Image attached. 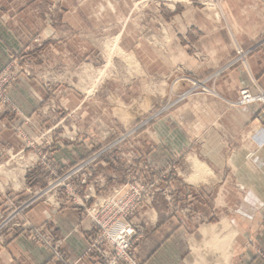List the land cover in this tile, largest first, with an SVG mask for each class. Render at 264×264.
I'll use <instances>...</instances> for the list:
<instances>
[{"label":"rangeland","instance_id":"rangeland-1","mask_svg":"<svg viewBox=\"0 0 264 264\" xmlns=\"http://www.w3.org/2000/svg\"><path fill=\"white\" fill-rule=\"evenodd\" d=\"M14 1L2 0L0 10L14 6ZM16 3V7L45 10L46 19L56 21L55 95L46 98L40 109L39 120L44 125L37 129L38 136L44 139L43 147H47L49 139L54 140L56 150L61 146L87 147L84 141L88 139L92 156L74 163L67 160L59 164L57 160L53 164L49 157L45 163L38 161L36 169L43 172L36 175L43 182L40 191H35L37 181L31 173L22 174L20 159H15L13 165L10 159L0 157V246L6 244L12 230L33 236V230L25 227L33 224L26 221L21 226L18 221L39 200L51 195L56 206L75 205L65 184L72 186L77 200L86 207L91 202L84 200L85 196L92 195L89 189L100 197L108 191L97 192L99 186L108 185L105 190H111L137 181L144 186L159 185L163 190L158 194L166 199L167 189L162 187L173 185L181 177L178 174L181 161L176 158L164 163L156 173L144 150L145 131L189 98L214 92L209 83L220 79L234 66H245L247 56L264 46V0H17ZM248 30L253 33L255 47L247 50L241 45L240 35ZM226 40L232 43L234 54L224 65H217L202 76L187 71L196 63L206 71L211 68L206 59L213 50L200 48L202 41L213 45ZM33 44L35 49L43 47L39 37L33 39ZM34 48L26 50L34 51ZM26 50L12 53L0 71L10 66L18 74L12 87L22 77H36L34 62L26 58ZM239 50L246 57L239 56ZM10 90L11 105L0 103V106L5 113L18 118ZM260 94L264 93L253 95ZM240 99L233 105L238 106ZM256 107L260 123L264 125L261 106ZM15 133L26 136L20 128ZM100 167L113 173L98 176L96 171ZM119 167L121 171L116 174ZM77 172L79 176L73 178ZM85 177L86 184L82 185ZM55 182L59 185L56 192H48ZM21 185L29 198L17 204L13 193L20 191ZM167 204L168 214L188 220L189 209L171 206L172 200ZM75 206L82 211V218L89 221L85 208ZM149 208V204L142 206L133 222Z\"/></svg>","mask_w":264,"mask_h":264},{"label":"crops","instance_id":"crops-1","mask_svg":"<svg viewBox=\"0 0 264 264\" xmlns=\"http://www.w3.org/2000/svg\"><path fill=\"white\" fill-rule=\"evenodd\" d=\"M16 2L0 10V71L12 53L34 48L35 37L41 38L43 47L26 50L36 77H22L10 90L19 117L8 115L0 106V157L10 159L13 165L20 159L22 174L31 173L37 181L35 191H40L43 182L36 179L43 173L36 169L40 155H47L53 164L57 160L59 164L86 160L92 156L91 141H84L89 149L39 146L44 144L37 130L43 124L40 109L56 89V21L46 19L45 10L16 7ZM252 36L250 30L240 35L247 50L255 47ZM198 46L213 51L206 59L211 67L208 71L197 63L188 67L196 76L209 74L234 54L227 40L213 45L202 41ZM246 60L245 66H234L209 83L214 92L189 98L145 131L144 150L155 172L177 158L181 177L171 186H161L167 189L166 199L157 194L151 208L134 219L142 228L135 248L141 264H264L258 255L264 253V125L255 105H233L242 90L264 93V46ZM19 128L26 138L15 133ZM194 159L197 167L192 165ZM203 167L206 173L200 172ZM109 173L113 171L102 167L96 171L98 176ZM26 182L24 179L22 184L26 186ZM23 185L13 193L17 204L29 198ZM168 198L171 206L191 211L188 220L168 214ZM25 216L19 217V224L30 222L53 236L70 261H77L88 249L90 223L77 206H56L49 195L30 207ZM9 234L6 244L0 246V264H54L51 252L30 235L22 230ZM95 262L91 258L86 263Z\"/></svg>","mask_w":264,"mask_h":264},{"label":"built area","instance_id":"built-area-1","mask_svg":"<svg viewBox=\"0 0 264 264\" xmlns=\"http://www.w3.org/2000/svg\"><path fill=\"white\" fill-rule=\"evenodd\" d=\"M238 55L246 57L242 50L238 51ZM17 76V73L11 71L10 66L0 73V103H3L4 106L8 107L11 105L8 92L12 84L17 81ZM240 98L238 106H261L260 108L264 113V94L253 95L249 90H243L240 93ZM23 138H26V136L24 135ZM44 144L41 143L39 146L42 147ZM46 145L48 149L52 148L54 140L49 139ZM47 157L45 154L40 155L39 164L45 163L44 161ZM52 174L55 176V173ZM78 174L77 172L72 177L75 178L79 176ZM84 180L81 182L82 185L86 184L87 178L85 177ZM144 185L137 181L131 186L114 187L111 190H105L102 185L100 191H108V193L100 197L92 189H89L92 195L85 196L84 200L86 202L89 200L93 202L86 207L77 200L76 191L72 186L65 184L66 192L70 197L73 196L75 205L78 204L85 208L90 223L88 231L89 247L75 262L70 261L63 253L61 244L51 236L40 231L38 228H34L31 224L25 225V227L33 230L31 232L32 237L50 250L54 264H87L86 262L91 258L96 259L95 264H141L136 255L135 248L138 238L142 233V228L133 222V217L142 206L154 202L156 195L163 190L156 184L151 186ZM58 187L59 185H56L55 182L48 192H56ZM167 200L171 202L170 198ZM258 255L264 259L263 252L259 251Z\"/></svg>","mask_w":264,"mask_h":264},{"label":"bare ground","instance_id":"bare-ground-1","mask_svg":"<svg viewBox=\"0 0 264 264\" xmlns=\"http://www.w3.org/2000/svg\"><path fill=\"white\" fill-rule=\"evenodd\" d=\"M192 165L197 167V165H198V161H197L196 159H194V160L192 161ZM200 172H201V173H206V168H205V167L201 168V169H200ZM194 182H195V181H192V183H194ZM19 187H20V186H19Z\"/></svg>","mask_w":264,"mask_h":264}]
</instances>
